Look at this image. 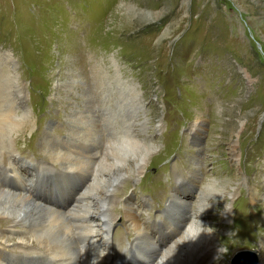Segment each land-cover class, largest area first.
Listing matches in <instances>:
<instances>
[{
  "label": "rangeland",
  "instance_id": "obj_1",
  "mask_svg": "<svg viewBox=\"0 0 264 264\" xmlns=\"http://www.w3.org/2000/svg\"><path fill=\"white\" fill-rule=\"evenodd\" d=\"M14 67L36 117L33 128L15 114H3L9 110L7 94ZM77 67L84 68L83 80L93 82L96 101L107 94L110 109L119 117L104 120V106L94 102L106 135L115 129L99 165V173L107 175L103 188L118 189L117 201L126 197L135 204L153 203L157 216L166 197L176 194L192 203L200 186L215 177L218 182L201 193L213 201L218 197L207 209L213 211V226L222 229L218 237L229 240L222 244L224 251L214 264H233L243 249L254 251L259 264L257 242L264 235V226L259 227L264 210L257 209L262 199L252 203L242 188L229 198L231 216L226 222L222 215L226 206L217 195L225 193L224 184L236 186L239 170L256 188L263 185L259 170L264 167V0H0V146L8 145L7 136L15 134L23 173L31 175L35 162L51 165L40 145L48 123L60 141L67 135L70 127L64 117L72 104L55 98L64 93L56 83L74 80L70 70ZM121 89L128 94H118ZM135 89L146 104L145 128L154 136L151 140L143 133L141 139H129V130L120 125L121 109L130 112L131 108H121L118 99L130 98ZM80 94L85 95L81 88ZM81 96L73 98L81 101ZM0 169L1 185L6 177ZM44 174L54 176L57 185L65 176L58 178L55 171ZM47 177L36 180L40 182L35 186L36 199L54 203L47 183L53 178ZM79 186L73 191H79ZM15 201L5 203L7 208L0 212L10 214L22 205ZM106 206V200H99L98 207ZM110 207L118 210V202ZM244 209L255 210L250 226L245 224ZM153 222L154 237H158L154 225L171 229L165 216ZM5 229L0 223V231ZM126 231L120 222L113 228L117 240L123 238L119 246L124 249L129 243L124 238L131 236ZM206 240L204 235L202 246L182 241L160 263L186 264L195 257L194 248L203 249Z\"/></svg>",
  "mask_w": 264,
  "mask_h": 264
},
{
  "label": "bare ground",
  "instance_id": "obj_2",
  "mask_svg": "<svg viewBox=\"0 0 264 264\" xmlns=\"http://www.w3.org/2000/svg\"><path fill=\"white\" fill-rule=\"evenodd\" d=\"M75 69L70 70L75 75L74 80L62 81L61 79L56 83L64 93H61L62 95L58 93L59 96L55 98L57 100L68 99L72 104L70 113L64 117L70 127L67 135L62 136L60 141L61 136L54 132L52 123H48L47 129L42 134L40 145L51 165L35 162L31 175L23 173L20 167L22 162L20 151L16 148L15 134L7 136L8 145L0 146V168L5 170V174L2 176L6 177L5 184L0 185V210L5 208V203L12 200L14 203L15 200L22 202V205H18L10 214L8 211L0 212V223L7 226V229L0 231V264H161L162 257L175 249L177 250L182 241L187 240L191 246H202L204 235L208 241L206 240L203 249L194 248L197 249L195 257L186 264L216 263L224 251L222 244L229 238L218 237V233L222 229L213 226L214 223L210 218L213 216V211L207 209L214 205L215 201H218V197L213 201L201 193L204 188L208 189L212 182H218L216 178L210 177L205 185L200 186V191L196 194L197 199L192 203L176 194L166 197L165 202L163 201L165 207L157 216L151 209L153 203H149L147 200L135 204L132 203V199L123 197L117 201L118 189L111 191L103 188L101 184L104 180L102 179L107 175L99 173V165L104 161L109 149L108 145L115 136V129L112 127L107 132L108 136L106 135L100 124L101 119L95 113L94 102L99 105L102 103L104 106L103 110L106 113L103 116L104 120L108 118L109 120L112 118L118 120L119 117L114 116V111L110 109L107 94H102L100 102L96 101L95 93L93 94V82L82 79L84 68L77 67ZM10 72L12 79L7 94L9 110L3 114L4 116L15 114L16 117L24 119L33 128L37 121L27 103V95L24 86L21 85L20 74L16 67L10 69ZM126 85L128 84L126 83ZM95 87V90H98L97 86ZM121 87L124 88L122 84ZM80 88L85 95L81 96ZM123 91L125 90L118 94L126 96L128 93ZM132 93H130V98L120 96L123 98L121 101L118 99L121 108L128 106L134 110L129 109L130 112H127V110L121 109L119 116H122V123L120 125L129 130L127 137L133 136L141 139L140 136L143 133L144 138L151 140L154 136L147 133L145 128L147 123L146 104L141 99L142 95L139 90L135 89ZM73 96H81V101L74 99ZM107 124L112 126L111 122ZM140 127H143L144 130L141 133ZM2 135L6 136L4 133H1ZM34 135L32 131V137ZM75 135L77 137L73 138L72 136ZM200 143L195 144L200 146ZM192 170V173L196 172L194 168ZM51 171L57 172L58 178L62 173L65 174L58 185L54 176L44 174L51 173ZM137 172L141 174V171ZM260 173L263 177L261 188H256L254 182L248 176L243 175L240 170L235 180L236 186L226 187L224 184L225 193L220 192L217 196L226 206L222 214L226 222L231 216L230 200L242 188L245 189L252 203H256L261 198L262 202L259 203L257 212L264 210V167L260 168ZM47 176L53 178L51 183H47L51 189L54 203L49 200L46 202L36 199L35 186L40 183L37 181H43L44 177L48 179ZM7 180L9 181L7 182ZM8 183L10 184L8 185ZM75 186H79L80 190L73 191ZM31 188L34 189L35 196L32 195ZM245 196L242 195L240 198L242 204L246 202ZM99 200H106L108 206L98 207ZM123 201L125 202L123 203ZM116 202H118L119 209L113 211L110 204L113 205ZM92 207L95 210H91ZM244 211L245 219L248 222L245 224L250 226L248 224L255 221L256 218L255 210L244 209ZM44 214L47 215L46 219H44ZM164 216L170 220L171 224L168 225L171 229L154 225L153 230L155 229L154 231L158 233V237H154L151 233L150 222L154 221L153 224H155L157 220H163ZM261 216L263 219L259 227L264 226V214ZM118 222L122 223L126 232L131 235L124 238L126 241L129 240L126 249H124V245L119 246L123 238L117 240V236L113 232V228ZM162 239L164 241L159 244L158 241ZM257 243V248L260 250L259 264H264V235ZM114 260L116 262H111ZM257 263L258 256L256 254L254 264Z\"/></svg>",
  "mask_w": 264,
  "mask_h": 264
},
{
  "label": "water",
  "instance_id": "obj_3",
  "mask_svg": "<svg viewBox=\"0 0 264 264\" xmlns=\"http://www.w3.org/2000/svg\"><path fill=\"white\" fill-rule=\"evenodd\" d=\"M258 45L261 48L260 43ZM232 262L233 264H254L256 262V254L251 249H243L236 253Z\"/></svg>",
  "mask_w": 264,
  "mask_h": 264
}]
</instances>
